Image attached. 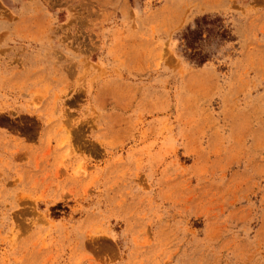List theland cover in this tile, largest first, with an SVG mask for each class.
I'll return each mask as SVG.
<instances>
[{"label":"rangeland","instance_id":"1","mask_svg":"<svg viewBox=\"0 0 264 264\" xmlns=\"http://www.w3.org/2000/svg\"><path fill=\"white\" fill-rule=\"evenodd\" d=\"M0 264H264V0H0Z\"/></svg>","mask_w":264,"mask_h":264},{"label":"trees","instance_id":"2","mask_svg":"<svg viewBox=\"0 0 264 264\" xmlns=\"http://www.w3.org/2000/svg\"><path fill=\"white\" fill-rule=\"evenodd\" d=\"M205 23V20L201 22L197 21V26L194 29L187 28V31L183 34L184 44H185V52L189 49L190 51L186 54L189 60H191L196 65L203 64L207 59L208 55L202 52L200 49L201 41H203V30L202 25ZM202 24V25H200ZM208 31V38H215L216 36L220 37V39L224 40L227 39L226 31L223 30L221 32H215L213 29H209ZM57 206H55V209Z\"/></svg>","mask_w":264,"mask_h":264}]
</instances>
